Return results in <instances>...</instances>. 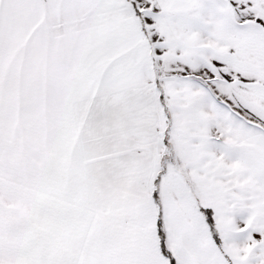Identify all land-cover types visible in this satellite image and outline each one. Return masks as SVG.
I'll return each mask as SVG.
<instances>
[{
  "label": "snow or ice",
  "instance_id": "obj_1",
  "mask_svg": "<svg viewBox=\"0 0 264 264\" xmlns=\"http://www.w3.org/2000/svg\"><path fill=\"white\" fill-rule=\"evenodd\" d=\"M0 264H264V0H0Z\"/></svg>",
  "mask_w": 264,
  "mask_h": 264
}]
</instances>
